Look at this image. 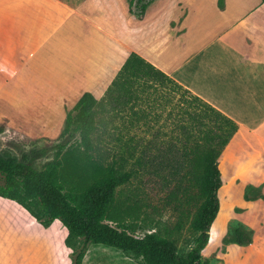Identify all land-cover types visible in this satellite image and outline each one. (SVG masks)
Masks as SVG:
<instances>
[{
  "label": "crops",
  "instance_id": "obj_1",
  "mask_svg": "<svg viewBox=\"0 0 264 264\" xmlns=\"http://www.w3.org/2000/svg\"><path fill=\"white\" fill-rule=\"evenodd\" d=\"M131 52L237 124L224 153L264 158L262 0H154L141 19L128 0H0V122L58 137L66 111L84 92L103 97ZM56 222L1 197L0 264H70Z\"/></svg>",
  "mask_w": 264,
  "mask_h": 264
},
{
  "label": "trees",
  "instance_id": "obj_2",
  "mask_svg": "<svg viewBox=\"0 0 264 264\" xmlns=\"http://www.w3.org/2000/svg\"><path fill=\"white\" fill-rule=\"evenodd\" d=\"M153 1L128 0L129 11L141 19ZM219 6L223 7V0H219ZM141 80L143 84L138 87ZM161 81L181 87L131 52L103 97L97 99L84 92L66 111L58 137L41 138L52 142L50 148L37 147L39 139H28L30 148L20 152L4 146L3 137L12 129L5 120L0 122V197L18 203L45 228L55 220L65 227L64 244L71 264H82L89 243L133 252L142 257L143 264H208L201 253L220 209L223 183L219 159L237 130L232 119L186 89L192 95L179 106L176 120L173 118L174 139L161 146L147 143L134 160L150 175L197 188L201 202L191 224L196 236L184 250H178L169 237L157 232L137 236L110 213L115 189L128 180L129 173L120 176L114 162L103 164L94 158L102 141L100 135L107 131V117L102 113L119 107L134 110L133 101L140 97L137 90L147 92L146 88ZM156 149L157 154L151 152ZM48 151L50 159H38L37 154ZM228 241L248 245L251 232L236 228Z\"/></svg>",
  "mask_w": 264,
  "mask_h": 264
},
{
  "label": "rangeland",
  "instance_id": "obj_3",
  "mask_svg": "<svg viewBox=\"0 0 264 264\" xmlns=\"http://www.w3.org/2000/svg\"><path fill=\"white\" fill-rule=\"evenodd\" d=\"M142 84L143 80L138 87ZM153 85L155 87L146 88L147 92L137 90L140 97L137 102L133 101L134 110L119 107L117 111L102 113L104 118L107 117V131L100 135L102 141H99L94 158L103 164L114 162L120 176L129 173L128 180L115 189L110 213L121 219L135 235L157 232L169 237L178 250H184L196 236L191 224L201 202L197 188L150 175L134 160L147 143L161 146L174 139L173 118L176 120L179 106L193 93L168 81ZM41 138L12 129L3 137L2 143L20 152L30 148L28 139H39L37 147L50 148L52 142ZM151 152L157 154L158 151ZM48 153L50 151L37 154L38 159H50L52 155ZM219 168L223 183L219 190L220 209L201 258L208 264H264V224L257 217L264 204V179L261 176L264 158L243 156L234 159L223 153ZM236 228L250 231L252 242L248 245L229 242ZM82 264H143V260L130 251L89 243Z\"/></svg>",
  "mask_w": 264,
  "mask_h": 264
},
{
  "label": "bare ground",
  "instance_id": "obj_4",
  "mask_svg": "<svg viewBox=\"0 0 264 264\" xmlns=\"http://www.w3.org/2000/svg\"><path fill=\"white\" fill-rule=\"evenodd\" d=\"M63 227V226H62ZM63 228H65V227H63Z\"/></svg>",
  "mask_w": 264,
  "mask_h": 264
}]
</instances>
